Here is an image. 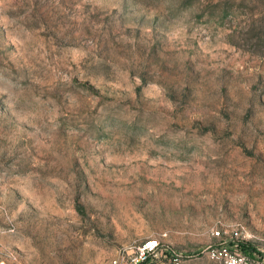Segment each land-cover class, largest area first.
<instances>
[{"label":"rangeland","instance_id":"374dc122","mask_svg":"<svg viewBox=\"0 0 264 264\" xmlns=\"http://www.w3.org/2000/svg\"><path fill=\"white\" fill-rule=\"evenodd\" d=\"M146 237L264 256V0H0V264Z\"/></svg>","mask_w":264,"mask_h":264},{"label":"built area","instance_id":"2783aa9c","mask_svg":"<svg viewBox=\"0 0 264 264\" xmlns=\"http://www.w3.org/2000/svg\"><path fill=\"white\" fill-rule=\"evenodd\" d=\"M219 234V231H215ZM159 240L156 237L144 238L136 249L130 253V264H141L146 261H154L158 264H181V257L177 253H171L164 257L158 256ZM204 254L221 264H264V256L255 257L242 249L234 239L223 238L208 245ZM108 264H119L118 259L113 258Z\"/></svg>","mask_w":264,"mask_h":264}]
</instances>
